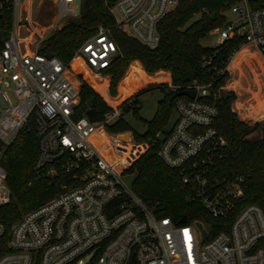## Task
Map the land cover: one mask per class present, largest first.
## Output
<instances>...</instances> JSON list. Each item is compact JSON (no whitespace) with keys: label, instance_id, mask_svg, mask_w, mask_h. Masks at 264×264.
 <instances>
[{"label":"built area","instance_id":"obj_1","mask_svg":"<svg viewBox=\"0 0 264 264\" xmlns=\"http://www.w3.org/2000/svg\"><path fill=\"white\" fill-rule=\"evenodd\" d=\"M34 1L0 0V12L11 14L0 44V141L9 145L32 120L38 136L33 170L63 182L59 194L11 225L5 243L0 224V264H131L132 259L134 264H264L262 208L245 204L226 226L233 201L243 195L246 183L242 175L228 178L217 172L227 145L213 125L222 85L209 100L214 78L206 83L193 80L183 90L195 95H176L174 120L160 133L158 156L178 170L188 197L197 199L207 213L192 220L183 215L185 222H175L156 212L158 207L145 202L124 178L125 170L140 156V148L117 170L108 159V145H96L98 131L110 138L122 134L110 135L106 130L121 109L109 110L99 122L77 115L80 84L72 80L69 64L56 55L40 53L44 36L28 32ZM51 1L55 19L47 31L75 14V0ZM178 1L116 0L109 10L119 28L154 46L159 41V22ZM226 10L235 18H225L221 26L210 30L216 35L215 46L233 38L242 43L223 67L213 64L212 56L202 58L216 78L229 73L235 55L249 46L264 65V0H232ZM200 13L208 10L202 8ZM20 31L26 35L21 37ZM117 51L109 30L99 27L72 60L79 59L95 72L106 69ZM168 87L177 90L170 81ZM130 143L140 145L132 137ZM110 151L122 154L116 145ZM5 177L0 164V206L11 198Z\"/></svg>","mask_w":264,"mask_h":264},{"label":"trees","instance_id":"obj_2","mask_svg":"<svg viewBox=\"0 0 264 264\" xmlns=\"http://www.w3.org/2000/svg\"><path fill=\"white\" fill-rule=\"evenodd\" d=\"M116 0H81L78 16L69 18L64 25L52 32L39 46V52L56 55L64 63H68L81 44L99 27L109 30L116 42L117 54L111 64L102 69L103 74L110 76L109 92L116 95V88L124 76L130 62L138 61L142 68L134 63L118 86L119 94L108 99L106 93L107 80L92 86L111 104L116 105L143 84L159 80L158 75L149 76L158 71L169 73L164 80L176 87L171 90L166 83H158L142 88L124 99L121 103V114L118 119L106 125L109 133L130 130L123 115L128 112L137 114L138 95L150 88L157 87L163 97L157 102V108L149 120H143L146 129L143 133H134L135 142H146L147 150L140 155L126 170L133 174L132 188L145 202L155 204V211L161 215L171 216L175 222L186 215L189 220L202 219L205 213L197 199L188 197V187L181 181L177 169L168 167L158 156L160 133L166 132V124L174 109V98L177 92L189 85L193 80L206 83L213 77L211 94L219 89L228 73L216 78L210 66L203 64L204 56H212L213 64L223 67L228 55L242 43L233 38L217 46H202L200 40L213 28L224 23V10L232 0H179L159 22V41L154 46L142 44L115 24L110 6ZM206 8L208 13H200ZM214 12L215 17L210 18ZM198 15L196 18H193ZM11 23V14L0 12V44L5 29ZM81 70V69H79ZM146 72V73H145ZM233 92L228 98L218 95V113L213 125L217 132L227 141L222 149V156L217 162L220 177L242 175L246 187L241 197L233 201L231 211L226 218V226L235 213L245 204L254 203L264 211V126L258 122L252 125L240 120L231 108ZM111 110L102 97L91 88L85 80L80 85V99L77 115L85 116L91 122H99L104 113ZM260 128L261 135L257 139L248 136ZM130 147L131 137L125 138ZM139 149V147H137ZM0 164L6 171L5 183L11 198L0 206V224L4 228L1 242L9 237L11 225L19 220L27 211L39 206L61 192L62 179L38 174L33 170V163L38 153V136L32 120L21 129L9 145L0 141ZM114 163V162H112ZM115 164V163H114ZM1 251V249H0Z\"/></svg>","mask_w":264,"mask_h":264},{"label":"rangeland","instance_id":"obj_3","mask_svg":"<svg viewBox=\"0 0 264 264\" xmlns=\"http://www.w3.org/2000/svg\"><path fill=\"white\" fill-rule=\"evenodd\" d=\"M34 8L31 14V20L30 24H27V29L30 34L35 33L38 37L39 35H43L44 38H47L52 32L55 30L61 28L64 23L69 19L73 18L75 16H78L80 13V7H81V0H75L74 3V15H71L67 17L64 22L56 29L48 30L47 27L50 23H52L55 19V5L51 0H35L34 1ZM226 20H232L235 18V16L228 10L224 12ZM198 15H195L193 18H196ZM46 27V28H45ZM27 33V32H26ZM39 34V35H38ZM21 37H24L23 31H20ZM216 35L211 33L210 31L200 40V44L202 46H215L216 45ZM80 47V46H79ZM238 54V53H237ZM235 55V58L230 64L229 67V73L228 77H226L224 83L222 84V88L220 90V95L224 98L229 97V93L233 92L234 98L232 100L231 108L236 112L237 117L240 120L248 121V118L251 119L250 123L253 124V122H258L260 126H264V65L260 61V59L257 57V54L255 53V50L249 46L247 48H244L237 56ZM239 60V61H238ZM134 63H137L141 68V64L139 62L132 61L130 62L124 76L122 79L127 75L131 65ZM67 64H69L70 72L73 75L75 79L78 80L79 84L81 85L82 80H85V82L93 88L105 101V103L113 108H120L121 103L124 99L128 98L138 90L145 88L149 85L158 84V83H166L168 84V81H165L164 78L169 73L166 71H158L153 74H148L149 76L158 75L157 77L159 80L150 81L142 86L138 87L136 90H134L132 93L127 95L126 97L122 98L116 105H111L91 84V80H93L96 84H102L103 80H107V86H106V93L108 96V99H114L119 94L118 86L117 84L116 88V95H111L109 92V82H110V76L108 74H103L102 71H92L81 64L79 59L70 60ZM81 69V70H79ZM143 69V68H142ZM11 96L12 92L10 91ZM163 97V92L157 88H150L148 90H145L141 92L138 95V101H139V107L137 110V114H134L132 112L125 113L123 115L124 121L129 125L130 130L122 132V134L119 136L121 137L120 140L118 138H110L111 143L113 145H116V150L120 151L121 155H115L112 151L109 150L108 153V159L111 162H114L115 168L117 170L122 169V163H128L132 159V155L134 156V153L137 152V147H139L141 150L140 155H142L148 148V145L146 142H139V146L132 147V144L130 143V147L127 144V141L123 138L125 135L124 133H127L130 135V137L133 138L134 133H143L146 129V125L143 120H149L154 115L156 108H157V102ZM247 117H245V116ZM175 112L173 110L172 115L170 116L167 124L166 129L169 128L174 120ZM249 122V121H248ZM109 133V132H108ZM118 133V132H116ZM112 135V133H109ZM261 135L260 128L253 131L248 138L249 139H257ZM134 139V138H133ZM96 145L100 146L99 140L97 138L95 139ZM135 141V140H134ZM136 147V148H135ZM134 149V151H131V149ZM106 152V151H105ZM132 154V155H131ZM140 157V156H139ZM138 157V158H139ZM124 178L125 180L131 184L133 179V174L129 173L125 170L124 172Z\"/></svg>","mask_w":264,"mask_h":264},{"label":"bare ground","instance_id":"obj_4","mask_svg":"<svg viewBox=\"0 0 264 264\" xmlns=\"http://www.w3.org/2000/svg\"><path fill=\"white\" fill-rule=\"evenodd\" d=\"M243 50V49H242ZM241 50V51H242ZM241 51H239L238 52V54L241 52ZM238 54H237V56H238ZM96 138H97V140H99V142H100V144H102V145H108V149L110 150V147H111V145H113L112 143H111V139L109 138V136L104 132V131H98V133L96 134V136H95ZM122 137V136H121ZM121 137H118V138H120L121 139ZM127 137H129V134H126L123 138L125 139V138H127ZM108 150V151H109Z\"/></svg>","mask_w":264,"mask_h":264},{"label":"water","instance_id":"obj_5","mask_svg":"<svg viewBox=\"0 0 264 264\" xmlns=\"http://www.w3.org/2000/svg\"><path fill=\"white\" fill-rule=\"evenodd\" d=\"M215 17V13L212 12L210 14V18H214ZM177 95H188L190 97H193L195 95V93L193 91H189V90H181L177 93ZM127 133H124V135H126ZM186 221V217L183 216L181 219H180V222H185ZM204 233V231H203ZM131 264H134V260L132 259L131 260Z\"/></svg>","mask_w":264,"mask_h":264},{"label":"crops","instance_id":"obj_6","mask_svg":"<svg viewBox=\"0 0 264 264\" xmlns=\"http://www.w3.org/2000/svg\"><path fill=\"white\" fill-rule=\"evenodd\" d=\"M239 61V60H238ZM135 62H138V61H135ZM161 72H163V71H161ZM245 116V115H244Z\"/></svg>","mask_w":264,"mask_h":264}]
</instances>
